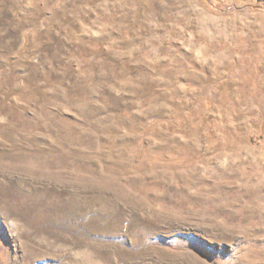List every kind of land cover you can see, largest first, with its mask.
<instances>
[{
    "label": "rangeland",
    "instance_id": "1",
    "mask_svg": "<svg viewBox=\"0 0 264 264\" xmlns=\"http://www.w3.org/2000/svg\"><path fill=\"white\" fill-rule=\"evenodd\" d=\"M0 264H264V0H0Z\"/></svg>",
    "mask_w": 264,
    "mask_h": 264
}]
</instances>
